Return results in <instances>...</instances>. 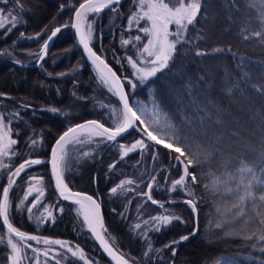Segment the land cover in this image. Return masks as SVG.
Returning a JSON list of instances; mask_svg holds the SVG:
<instances>
[{
    "label": "trees",
    "instance_id": "1",
    "mask_svg": "<svg viewBox=\"0 0 264 264\" xmlns=\"http://www.w3.org/2000/svg\"><path fill=\"white\" fill-rule=\"evenodd\" d=\"M82 2L84 0H22L24 9L19 13L16 26L10 31L7 24L5 29H0V116L11 129V138L17 141L9 157L3 158L9 167L0 168V199L16 167L26 160H41V164L26 167L20 176L13 178L15 183L9 191L10 222L20 231L42 240L59 239L68 242L73 249L79 247L92 264H110L85 229L76 206L56 196L48 175L50 148L68 127L87 120L114 127L112 109L121 111L116 96L100 81L94 66L75 42L71 22ZM262 3L263 0H205L209 18L198 16V22L190 25L188 33L182 37L191 43L178 45L169 67L143 82L137 79L135 70L127 62L128 57L140 60V44L133 38L140 35L144 43L147 41V37L137 31L138 27L146 26L144 21L139 26L133 25L131 30L128 28L129 11H135L132 0H122L121 5L115 6L118 13L105 9L88 15L87 21L93 29L90 47L116 72L137 114L142 111L143 118L149 122L159 120L158 127L168 133L173 129L165 125L180 127L181 135L191 137L188 141L181 139L180 143L188 145L193 153L200 152L201 160L209 152L214 153L208 163L190 169L202 179V183L189 185L198 201L197 231L188 240L173 245L176 249L173 256L165 245L195 229L194 213L183 203L190 198L186 191L179 188L169 191V182L179 178L182 170L171 158L175 154L162 146H154L143 152L137 149L121 159V144L127 146L138 139L152 143L135 130L116 141L82 136L84 142L66 146L65 183L72 191L89 194L97 200L102 213L103 236L129 264H264V251H261L264 244L256 243L252 247L254 240L244 241L232 234L225 236L222 229L215 227L216 204L227 203L231 198L206 194L203 183H210V178L202 175L211 170L223 179L222 174L234 171L241 158L264 169V93L254 87L264 84V44L258 37L244 40L240 35L245 27H258L257 10ZM247 4L256 7L247 8ZM14 6L15 0H9L7 5L0 2L5 15ZM212 13H215L214 19ZM55 28L60 31L40 65L19 67L17 61L37 62L42 44ZM197 36L205 39H196ZM123 39L132 42L124 45ZM215 48L224 51L196 55L197 50L212 53ZM200 76L204 79H199ZM128 80L136 84L135 89ZM51 108L59 111L51 112ZM138 127L142 129L139 124ZM196 141L200 143L199 148ZM153 155L158 158L154 160ZM110 165L115 167L110 168ZM260 175L264 179V171ZM35 180L41 181L36 184L44 191V196L31 214L27 204L23 207L19 204ZM125 180L134 183L112 194L111 189ZM149 183H153V199L163 203L164 208L152 204L144 195ZM37 195L32 194L28 199L33 202ZM45 208L52 213L51 218L44 212ZM38 211L43 219L41 225L36 224ZM245 211L255 216L259 209L246 206ZM169 213L181 216L185 222L173 221L160 231H154L155 222L151 217ZM137 224L139 229L135 227ZM8 238L0 218V264H11ZM149 243L151 252H148ZM55 249L56 246L48 256ZM48 259L53 264L57 260L60 264H81L78 258H63L58 251L55 258L51 255Z\"/></svg>",
    "mask_w": 264,
    "mask_h": 264
},
{
    "label": "snow or ice",
    "instance_id": "2",
    "mask_svg": "<svg viewBox=\"0 0 264 264\" xmlns=\"http://www.w3.org/2000/svg\"><path fill=\"white\" fill-rule=\"evenodd\" d=\"M0 2L7 5L9 0H0ZM132 2L135 11L131 9L129 11L127 21L128 28L131 30L133 25L139 26L140 22L144 21L146 26L138 27L137 31L142 32L144 37H147V41L144 43L140 35H136L133 38L135 42L140 44V48L138 49L140 60L137 61L132 57H128L127 62L135 70L137 79L143 82L151 77H155L158 72L169 67L170 61H172L178 50V45L181 43H191L190 40H182V37L188 33L190 25H194L198 22V16L203 15V18H209L208 9L205 0H132ZM121 3L122 0H84V2L79 5V8L75 10V23L71 26L76 29L79 36V43L83 46L92 64L96 67L100 81L107 85L108 90L118 97L122 105V110L117 115L114 127H105L104 124L99 121L91 120L85 124L69 128L68 131L64 132V134L59 137L55 146L52 148L50 163L52 177L55 180V187L60 197L64 200H70L72 203L79 206L77 209L78 214L83 217L84 223L87 224L89 230L92 231L96 238L100 240L104 250L112 260L115 261V264H129L128 260L122 254L118 255L112 247H109L108 243L97 231L98 226L102 227V221L99 215L100 205L92 196L72 191L68 184L65 183L66 146L72 142H84L81 137L85 134L89 138L101 137L107 141H116L117 137L128 132L129 129H136L137 131L142 130L147 141L152 143H146L145 139H138L127 146L121 144V159L129 153L137 151V149L143 152L154 146H162L164 149L170 150L171 153L175 154L171 157L172 160L182 166L179 178L171 181L170 190L172 192L177 191L178 188L185 190L187 196L190 198L185 199L183 203L187 204L194 214L198 211V201L195 191L189 187V185L202 183V179L201 175H198L196 172H191L190 169L193 168V166L208 163L214 153L209 152L205 156V159L201 160L200 152L193 153L189 151L188 145H182L180 143L181 139L185 141L191 139L187 134H180L182 131L180 127L169 123L164 127L173 129V131L168 133L164 131V128L158 127L160 124L159 120L153 119L151 122L146 121L143 118L142 111L141 114L138 115L137 110H134L130 105L128 95L124 91V86L116 72H114L105 60L97 55L92 47H90L92 26L88 24L85 28V21L88 18V14L100 13L105 9L118 13V8L115 6L121 5ZM231 6L235 7L237 11H240V8L236 4H232ZM245 7L255 9L256 6L254 4H247ZM23 9L22 0H15V6L11 10H7L6 15L4 14L5 10L0 9V29H5L6 24L10 25V27L7 28L8 31L11 30V27H15L18 22L19 13L22 12ZM212 18L214 19V16ZM229 19H231V17H229ZM257 21L258 27H245L241 30L240 35L244 40L258 37L260 38V42L264 44V3H262L259 10H257ZM248 23L249 25L251 24L250 19ZM172 26H174V28ZM59 31L60 28H55L51 36L48 37V40L55 37ZM196 39H205V37L197 36ZM131 42L132 41L129 39H123L122 41L124 45H128ZM48 46V41H45L41 53L39 54L41 60H43L44 55L47 53ZM223 51L224 49L222 48H215L212 53L197 50L196 55L204 56ZM228 51H231V49H228ZM17 62L19 63V61ZM139 64H148L151 66L140 67ZM199 79L203 80L204 77L200 76ZM128 83L133 89L136 88V84L131 80H128ZM254 87L256 91L264 93V84ZM105 107H107V105H105ZM49 111L55 113L59 110L51 108ZM112 112L115 115L116 109H112ZM4 121L5 118L0 116V158L9 157L12 146L17 143L15 139L11 138V129ZM138 124L142 126V129L138 127ZM32 143L35 144L36 141L33 140ZM196 146L197 148L200 147L198 141H196ZM84 155H88V153ZM157 158V155H153L154 160ZM41 163L42 161L39 159L26 160L21 163L9 176L8 186L4 187L2 190V199H0V218H2L3 225L7 228L9 237L7 244L11 248L12 253L9 257L11 264H23V260L26 258L24 255V248L31 247V245L24 243L25 241H35L37 244L43 243L45 246L58 245L60 248L66 249L73 257H79L81 260H85L84 253L79 247L73 249L68 242L59 239L41 240V238L36 235H29L20 231L10 222L9 191L15 183L13 178L20 176L26 167ZM8 167L9 165L0 159V168ZM114 167L115 165H110V168ZM224 167L227 168V165H224ZM261 171H264V169H258L241 158L234 171H226L222 174L224 177L223 179L211 170L202 173V175H207L210 178V183H203L206 194H210L212 197L219 196L221 199L225 196L231 198L227 203L216 204L218 219L214 221L215 227L222 229L225 236L232 234L240 237L244 241L254 240L255 243L251 245L252 247H255L256 243L264 244V179H261ZM152 179L153 183H155L156 178L153 177ZM230 181L232 183H230ZM36 183L40 184L41 181L37 180ZM133 183V180L122 181L117 187L111 189V193L116 194L118 188L123 189L124 185ZM153 183L147 185L148 191L145 192L144 195L147 196L152 204L164 208V204L153 199L151 195ZM34 191L38 193V195L31 203V206L27 208L29 213L41 203L40 198L44 196V191L40 187L32 185L28 188L24 199L21 201V205L24 201L28 200V197L31 196ZM246 206L258 208L259 211L254 216L252 213L245 211ZM44 212L47 213L49 218L52 217V213L48 208H45ZM151 219L155 222L153 230L157 232L161 230L162 226H168L172 224L173 221L185 222L181 216L175 213L158 215L151 217ZM145 223H147V221H145ZM135 227L139 229L140 225L137 224ZM196 231L197 230L194 229L189 235L181 236L180 240H173L169 244H166L165 247L170 248L172 250V255L175 256L176 249L173 245L188 240L190 236L196 234ZM12 237H16L17 240L14 241ZM50 250V247H45L43 251L35 247L31 248V251L36 253L37 257L42 255L46 258ZM152 250L151 244L149 243L148 252ZM157 251L160 250L158 249ZM261 251H264V247L261 248ZM148 252H145V255H147ZM35 264H40L39 259L35 260ZM56 264H60V260H57ZM85 264H88L87 260H85ZM217 264H219V262H217Z\"/></svg>",
    "mask_w": 264,
    "mask_h": 264
},
{
    "label": "water",
    "instance_id": "3",
    "mask_svg": "<svg viewBox=\"0 0 264 264\" xmlns=\"http://www.w3.org/2000/svg\"><path fill=\"white\" fill-rule=\"evenodd\" d=\"M83 3V2H82ZM77 8H79V5H78V7ZM76 8V9H77ZM75 9V10H76ZM73 23H75V11H74V13H73V17H72V22H71V25L73 24ZM71 29H72V32H73V35H74V39H75V42L77 43V45H78V48L80 49V51L82 52V54L91 62V60L89 59V57H88V54L84 51V48H83V46L79 43V36H78V34H77V32H76V29L75 28H73L72 26H71ZM57 35V34H56ZM49 36H51V34L49 35ZM48 36V37H49ZM48 37H47V39L45 40V41H48V50H47V52L50 50V48H51V46H52V43H53V41H54V39H55V37H52V39L51 40H48ZM45 43V42H44ZM43 43V44H44ZM43 44H42V46H43ZM42 46H41V49H42ZM94 51V50H93ZM95 52V51H94ZM47 54V53H46ZM46 54L44 55V57L46 56ZM97 55H99V54H97ZM100 56V55H99ZM102 58V57H101ZM44 59V58H43ZM103 59V58H102ZM42 62V60L40 59V58H38V60H37V62L36 63H34V64H22V63H18V66L19 67H21V68H30V67H38L39 65H40V63ZM106 62V61H105ZM91 64H92V62H91ZM93 65V64H92ZM94 66V65H93ZM110 67V66H109ZM94 68L96 69V67L94 66ZM122 83V82H121ZM123 84V83H122ZM124 91L126 92V90H125V88H124ZM127 94V93H126ZM116 98H117V100H118V102H119V105H120V107H121V110H122V105L120 104V101H119V99H118V97L116 96ZM88 121H91V120H87V121H84V122H82V123H79V124H76V125H74V126H71V127H69V128H72V127H76L77 125H80V124H85V123H87ZM105 126V125H104ZM105 127H107V126H105ZM69 128H67L64 132H66V131H68V129ZM132 130H135V131H137L136 129H129V131L128 132H126V133H123L121 136H119V137H117L116 138V140L117 139H119V138H121V137H123V136H125L126 134H128L129 132H131ZM64 132L61 134V135H63L64 134ZM138 133H141V131H137ZM60 135V136H61ZM86 135V134H85ZM59 136V137H60ZM59 137L55 140V142L52 144V146H51V148H50V151H49V158H48V161H47V163H48V175H49V180H50V184H51V187H52V189H53V191H54V193L56 194V196H58L60 199H62V200H64L62 197H60V195H59V192L57 191V189H56V187H55V180L53 179V177H52V172H51V163H50V161H51V151H52V148L55 146V143H56V141L59 139ZM80 193H82V192H80ZM82 194H85V195H88V194H86V193H82ZM89 196H91V195H89ZM93 197V196H92ZM93 199L94 200H96L94 197H93ZM65 201H68V202H70V203H72V201H70V200H65ZM96 202H97V200H96ZM98 203V202H97ZM74 204V203H73ZM99 204V203H98ZM74 205H76V204H74ZM77 206V205H76ZM99 215H100V218H101V221H102V213H101V210L99 209ZM194 216H195V229H196V220H197V213H195L194 214ZM5 228H6V226H4ZM7 229V228H6ZM88 231H89V233H90V236H91V238L93 239V241L95 242V244H96V246L98 247V249L101 251V253L104 255V257L108 260V262L110 263V264H115V261H113L112 260V258L108 255V253L104 250V247H103V245L101 244V242H100V240H98L97 238H96V236L92 233V231H90L89 230V228H88ZM97 231L100 233V235L104 238V236H103V234H102V231H101V229H99L98 227H97ZM104 240H105V238H104ZM106 241V240H105ZM107 242V241H106ZM109 245V244H108ZM110 247V246H109Z\"/></svg>",
    "mask_w": 264,
    "mask_h": 264
},
{
    "label": "rangeland",
    "instance_id": "4",
    "mask_svg": "<svg viewBox=\"0 0 264 264\" xmlns=\"http://www.w3.org/2000/svg\"><path fill=\"white\" fill-rule=\"evenodd\" d=\"M264 1V0H263ZM215 15V13H212V15L211 16H214ZM88 24H91L90 22H88L87 20L85 21V28L87 27V25ZM172 27H174V26H172ZM92 40H93V29H92ZM91 40V41H92ZM106 87H107V89H108V86L106 85ZM119 114V111L117 110L116 111V114L115 115H113V119H112V122L113 123H116V119H117V115ZM4 158V157H3ZM3 158H0V159H2L3 160ZM36 181L37 180H35V183L33 184V185H36L37 187H39L37 184H36ZM170 183L171 182H169V191H170ZM33 194H36V192L34 191L33 192ZM24 199V198H23ZM23 199H21L20 200V206H25L26 204H27V207H30L31 206V203H32V201L30 200V199H28L27 201H24V203L21 205V201L23 200ZM78 207H76V209H77ZM31 214H32V212H31ZM36 215H37V217H35V219H36V221H37V223L36 224H40V222H43V219H41V217H40V212L38 211V212H36ZM35 216V215H34ZM84 221V220H83ZM41 225V224H40ZM85 225H87V224H85ZM88 228V227H87ZM14 240V239H13ZM42 240V239H41ZM24 243H26V244H28V245H31V247H29V248H24V255L26 256V258L23 260V264H35V260L36 259H39V261H40V264H53L48 258L49 257H51V255H53V258H55V255L57 254V251H58V253L59 254H61V255H63V258L65 257V256H70V257H73L72 255H71V253H68L67 251H66V249H62V248H60L58 245H51V246H45L43 243H40V244H37L35 241H25ZM57 247V249H55L54 251H52L53 253L52 254H50L47 258L46 257H44V256H38L37 257V255H36V253H33L32 251H31V248L32 247H35V248H38V249H40L41 251H43L44 250V248L45 247H50V249H54V247ZM8 248H9V250H11V248L8 246ZM51 251V250H50ZM49 251V252H50ZM12 254V253H11ZM11 256V255H10ZM76 258H78L79 260L78 261H80L81 262V264H85V260H81L79 257H76ZM88 262V261H87ZM88 264H92V263H90V262H88Z\"/></svg>",
    "mask_w": 264,
    "mask_h": 264
},
{
    "label": "bare ground",
    "instance_id": "5",
    "mask_svg": "<svg viewBox=\"0 0 264 264\" xmlns=\"http://www.w3.org/2000/svg\"><path fill=\"white\" fill-rule=\"evenodd\" d=\"M77 207H79V206L77 205ZM81 217H82V216H81ZM82 218H83V217H82ZM87 227H88V226H87ZM98 228L101 229V227H99V226H98Z\"/></svg>",
    "mask_w": 264,
    "mask_h": 264
}]
</instances>
